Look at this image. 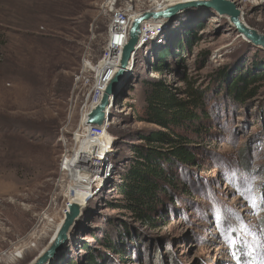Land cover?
I'll use <instances>...</instances> for the list:
<instances>
[{
	"label": "rangeland",
	"instance_id": "rangeland-1",
	"mask_svg": "<svg viewBox=\"0 0 264 264\" xmlns=\"http://www.w3.org/2000/svg\"><path fill=\"white\" fill-rule=\"evenodd\" d=\"M151 1L138 7L149 8ZM202 1L169 3L195 2L171 21L155 19L162 27L150 29L137 60L116 80L111 159L121 172L132 156L130 144L139 142L137 133L158 130L139 117L144 79H161L180 96L189 86L204 90V128L211 135L203 132L193 141L188 131L180 132L195 162L176 164V187L161 199L154 225L120 207L118 175L97 199L79 207L47 264H264V49ZM103 2L0 0V264H30L52 236L48 232L20 260L1 255L41 228L43 211L61 202L57 163L89 89L86 64L105 49ZM237 6L242 21L264 34V0H237ZM158 55L169 68L150 67ZM239 74L261 78L252 86L256 95L244 103L227 91Z\"/></svg>",
	"mask_w": 264,
	"mask_h": 264
},
{
	"label": "trees",
	"instance_id": "trees-1",
	"mask_svg": "<svg viewBox=\"0 0 264 264\" xmlns=\"http://www.w3.org/2000/svg\"><path fill=\"white\" fill-rule=\"evenodd\" d=\"M159 56L150 67L158 71L169 68L166 58ZM259 80L261 78L255 74L247 77L237 75L227 87L228 96L244 103L256 95L257 89L252 86ZM143 81L145 91L139 117L141 121L156 125L158 130L137 133L139 142L130 144L132 156L126 159V165L118 172L119 179L114 182V187L122 197V209L137 220L154 225L157 219L153 215L157 214L161 199L169 193L170 188L176 187V164L192 165L195 162L191 144L182 138L180 132L188 131L192 135L189 140L193 141L203 137V132H207V137L211 133L204 128L209 121L204 90L189 86L183 91L184 96H180L175 88L161 79ZM114 136L116 139L117 136ZM114 160L116 166L119 162ZM106 243L113 248L111 240L107 239ZM90 263H93L92 258Z\"/></svg>",
	"mask_w": 264,
	"mask_h": 264
},
{
	"label": "built area",
	"instance_id": "built-area-1",
	"mask_svg": "<svg viewBox=\"0 0 264 264\" xmlns=\"http://www.w3.org/2000/svg\"><path fill=\"white\" fill-rule=\"evenodd\" d=\"M143 1L104 0L102 3V11L108 17L106 45L103 54L92 65L93 67L86 64L89 89L80 102L76 126L68 140L66 142L62 140L63 150L58 159L54 182L59 191L61 202L60 204L57 201L53 202L52 206L47 207V211H43L47 213H43L39 219L41 223L45 222V224L41 228L30 231L26 238L18 241L16 247H13L12 250L20 249V253L14 252L16 261L22 259L25 251L30 247H35L36 242L47 236L48 232L53 235L60 218L64 217L68 211L69 204L74 203L72 202L73 198L81 199L85 203L97 199L106 182L118 178L119 173L115 169L114 160L111 159L112 154L116 151V139L111 135L110 124L107 122V113H110L115 107V92L108 95L107 104L104 107L106 114H104V121L101 125L88 123V115L99 104L106 86L119 67L121 50L128 40V30L132 21L143 12L152 11L155 8L154 0L151 1L149 8H139L138 4ZM232 1L237 4V0ZM153 21L143 23L139 43L129 56L127 63L137 60L138 49L148 37L150 29L154 26H157V29L161 28V23L154 24ZM105 58L109 60L103 62ZM10 251L2 253H10Z\"/></svg>",
	"mask_w": 264,
	"mask_h": 264
},
{
	"label": "water",
	"instance_id": "water-1",
	"mask_svg": "<svg viewBox=\"0 0 264 264\" xmlns=\"http://www.w3.org/2000/svg\"><path fill=\"white\" fill-rule=\"evenodd\" d=\"M195 2L179 3L173 6H168L162 9L146 11L135 17L128 30V40L121 50L119 67L114 74L112 80L106 86L105 92L99 104L88 115V123L93 125H101L104 121V107L107 104L109 94H112L116 84V80L121 76L123 68L127 65L129 56L134 51L139 43L140 25L142 21L155 20L162 18V22H168L174 19L177 12L193 6ZM209 9H213L217 14L227 16L229 21L239 35H242L247 41L255 46H260L264 49V34L259 33L254 28L247 26L241 18V11L237 4L232 0H205L202 1ZM162 27V23H161ZM79 216V205L77 203L69 204L68 211L65 213L63 221L55 234L51 236L46 245L32 259L31 264H47L57 250L67 239V231L74 225Z\"/></svg>",
	"mask_w": 264,
	"mask_h": 264
},
{
	"label": "bare ground",
	"instance_id": "bare-ground-1",
	"mask_svg": "<svg viewBox=\"0 0 264 264\" xmlns=\"http://www.w3.org/2000/svg\"><path fill=\"white\" fill-rule=\"evenodd\" d=\"M164 1V2H163ZM163 1H159V0H154V9L153 10H158V9H162V8H165V7H168L167 5L169 4V3H173L175 0H163ZM180 1V0H179ZM183 1H185V0H183ZM203 1H205V0H203ZM164 3H166V4H164ZM152 10V11H153ZM227 17V16H226ZM151 21H153V20H149V21H142L141 22V25H140V28L143 26V23H146V22H151ZM242 36V35H241ZM243 37V36H242ZM110 56V59L112 58L111 57V54L109 55ZM107 60H109V59H104V61L103 62H106ZM108 63H109V61H108ZM87 65H88V63H87ZM90 67H93L92 65H89ZM104 114H106V113H104ZM108 114L109 113H107V122L111 125V123L112 122H109V118H108ZM72 202H76V203H78L79 204V207L81 206H83L84 204H85V202H83L81 199H77V198H73L72 199ZM63 218L64 217H61L60 218V220H59V223H57V225H56V228H55V230H54V233L53 234H55V232H56V230L59 228V226L61 225V223H62V221H63ZM68 235H69V230L67 231V237H68ZM60 250V249H59ZM58 251V250H57ZM14 252H18V253H20V249L19 248H14V250H11L10 251V253L8 252H5V253H2L1 255L2 256H6V257H8L10 260H14ZM57 253V252H56ZM55 253V254H56ZM55 256V255H54ZM53 256V257H54ZM52 257V258H53ZM52 258H50V259H52ZM49 259V260H50ZM18 260V259H17ZM14 261H16V260H14ZM32 262V261H31ZM31 262H30V264H31ZM49 262V261H48ZM47 262V263H48Z\"/></svg>",
	"mask_w": 264,
	"mask_h": 264
}]
</instances>
